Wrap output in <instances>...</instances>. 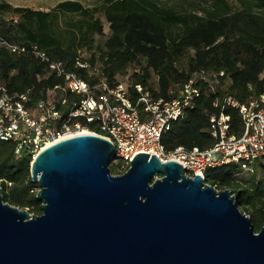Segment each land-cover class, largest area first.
<instances>
[{
    "label": "trees",
    "instance_id": "trees-1",
    "mask_svg": "<svg viewBox=\"0 0 264 264\" xmlns=\"http://www.w3.org/2000/svg\"><path fill=\"white\" fill-rule=\"evenodd\" d=\"M178 5L106 0L103 15L110 35L93 51L92 37L103 34L102 23L82 3L63 1L42 11L0 2V11L18 16L16 22L0 21V36L9 44L37 46L90 85L99 78L76 64L83 44L91 52L84 59L91 67H102L111 86L129 77L148 86L155 99L170 100L177 96L171 90L197 80L199 97L172 123L161 142L166 152L178 147L205 150L216 142L209 119L219 116L226 97L247 104L264 94V0H184ZM70 15L81 19L69 20ZM63 83L64 78L50 73L47 64L0 45V88L12 98L27 94V108L33 110L38 101L47 98L50 88ZM223 112L230 116V133L240 136L243 124L238 110L224 107ZM14 148L13 142L0 141L4 201L41 215L42 202L36 198L40 187L30 175L32 158L25 154L16 158ZM109 168L111 174H121L112 161ZM242 174L248 178L238 180ZM204 182L221 191L229 189L251 218L256 233L264 227V157L254 165L253 173L229 164L208 170Z\"/></svg>",
    "mask_w": 264,
    "mask_h": 264
},
{
    "label": "water",
    "instance_id": "water-1",
    "mask_svg": "<svg viewBox=\"0 0 264 264\" xmlns=\"http://www.w3.org/2000/svg\"><path fill=\"white\" fill-rule=\"evenodd\" d=\"M113 153L91 134L40 152L41 215L5 202L0 184V264H264V227L229 189L146 153L113 175Z\"/></svg>",
    "mask_w": 264,
    "mask_h": 264
},
{
    "label": "built area",
    "instance_id": "built-area-1",
    "mask_svg": "<svg viewBox=\"0 0 264 264\" xmlns=\"http://www.w3.org/2000/svg\"><path fill=\"white\" fill-rule=\"evenodd\" d=\"M0 45L14 53L33 56L47 64L50 73L64 78V83L50 88L47 98L38 101L33 110L26 107L27 94L12 98L5 88H0V141L15 144L16 158L25 154L33 161L46 148L84 134L102 136L113 144L111 161L119 165L121 174L127 172L140 153L155 155L162 162L176 161L187 176L200 175L204 180L208 170L229 164L253 173L254 165L264 157V94L247 104L230 96L224 99L219 116L209 119L210 132L216 140L212 147L205 150L178 147L166 152L162 136L199 97L197 80L171 90L177 96L170 100L155 99L148 86L134 83L129 77L120 78L111 86L102 67H91L82 53L76 64L87 69L90 76L99 78L94 85L68 72L62 61L51 58L35 45L28 48L9 44L1 36ZM224 107L238 110L243 124L240 136L230 133L231 119L223 112Z\"/></svg>",
    "mask_w": 264,
    "mask_h": 264
},
{
    "label": "rangeland",
    "instance_id": "rangeland-1",
    "mask_svg": "<svg viewBox=\"0 0 264 264\" xmlns=\"http://www.w3.org/2000/svg\"><path fill=\"white\" fill-rule=\"evenodd\" d=\"M63 1H69V0H0V2H6L10 4L12 7H22V8H29L32 10H42V11H50L52 10L58 3ZM71 1H78L82 3V5L87 8L91 14H94L95 18H98L102 23L103 28V34L101 36L94 35L92 37V40L95 43V48L93 51H97L98 46H102L106 39L110 35V28L109 23L107 22L106 18L103 15V8L106 4V0H71ZM161 4H169V5H177L182 3L184 0H157ZM183 5V4H182ZM81 17L78 15H70L69 20L75 21L80 20ZM1 20H13L16 22L18 20V16L13 14L11 11H0V21ZM62 27L65 28L64 24H62ZM80 52L85 56L88 57V55L91 54L89 51V48L87 45L83 44L82 47L79 48ZM156 80V78H154ZM160 178V176L158 177ZM238 180L247 179V174H242L237 177ZM217 191H221L215 187ZM39 189H36V192H38ZM240 209V208H239ZM241 210V209H240ZM242 211V210H241Z\"/></svg>",
    "mask_w": 264,
    "mask_h": 264
}]
</instances>
